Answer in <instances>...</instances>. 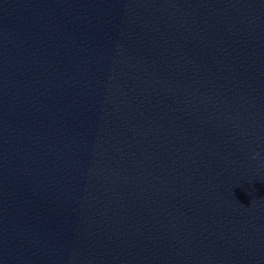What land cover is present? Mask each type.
I'll use <instances>...</instances> for the list:
<instances>
[{
  "label": "water",
  "instance_id": "1",
  "mask_svg": "<svg viewBox=\"0 0 264 264\" xmlns=\"http://www.w3.org/2000/svg\"><path fill=\"white\" fill-rule=\"evenodd\" d=\"M0 264H264V86L182 0H0Z\"/></svg>",
  "mask_w": 264,
  "mask_h": 264
}]
</instances>
